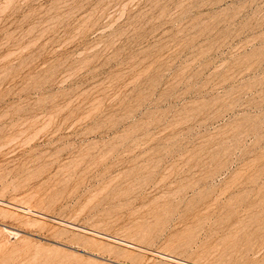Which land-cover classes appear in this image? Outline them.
Instances as JSON below:
<instances>
[{
  "label": "rangeland",
  "instance_id": "rangeland-1",
  "mask_svg": "<svg viewBox=\"0 0 264 264\" xmlns=\"http://www.w3.org/2000/svg\"><path fill=\"white\" fill-rule=\"evenodd\" d=\"M2 225L0 264H264V0H0Z\"/></svg>",
  "mask_w": 264,
  "mask_h": 264
},
{
  "label": "bare ground",
  "instance_id": "bare-ground-1",
  "mask_svg": "<svg viewBox=\"0 0 264 264\" xmlns=\"http://www.w3.org/2000/svg\"><path fill=\"white\" fill-rule=\"evenodd\" d=\"M0 227H1V229H2L6 234H7V233H8V234H11V235H15V234H16V235L13 236V237H17V235H18V234L16 233L17 231L14 232V231H12L13 229H12V230H10V229H8V228L6 229V227L3 226V225L0 226ZM9 230H10V231H9ZM3 234H4V233H3ZM2 244H3V243H2Z\"/></svg>",
  "mask_w": 264,
  "mask_h": 264
}]
</instances>
